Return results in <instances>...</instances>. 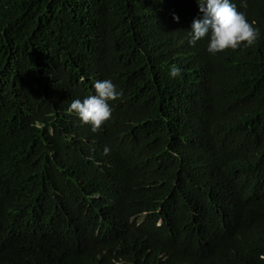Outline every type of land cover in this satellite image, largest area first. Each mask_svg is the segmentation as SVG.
<instances>
[{
    "label": "trees",
    "instance_id": "trees-1",
    "mask_svg": "<svg viewBox=\"0 0 264 264\" xmlns=\"http://www.w3.org/2000/svg\"><path fill=\"white\" fill-rule=\"evenodd\" d=\"M231 2L259 34L210 55L195 0H0V264H264V0Z\"/></svg>",
    "mask_w": 264,
    "mask_h": 264
},
{
    "label": "clouds",
    "instance_id": "clouds-1",
    "mask_svg": "<svg viewBox=\"0 0 264 264\" xmlns=\"http://www.w3.org/2000/svg\"><path fill=\"white\" fill-rule=\"evenodd\" d=\"M199 15L194 18L187 31L189 45L207 37L205 51L210 55L224 52L227 49L237 50L251 47L259 34V29L246 19L243 11H237L231 0H195ZM241 7H246L245 0H240ZM173 20L179 18L173 15ZM169 76L177 78L181 69L172 64L169 66ZM94 94L83 100H72L67 113L74 115L81 125H88L92 132L100 129L101 125L111 117L112 108L109 102L121 98L122 91L118 90L111 79L96 80L92 85ZM110 149L105 146L104 155ZM141 221V220H140Z\"/></svg>",
    "mask_w": 264,
    "mask_h": 264
}]
</instances>
